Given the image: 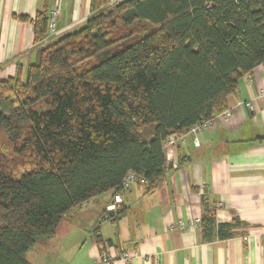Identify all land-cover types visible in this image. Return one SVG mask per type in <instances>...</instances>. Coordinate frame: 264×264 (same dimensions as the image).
<instances>
[{"label": "trees", "instance_id": "16d2710c", "mask_svg": "<svg viewBox=\"0 0 264 264\" xmlns=\"http://www.w3.org/2000/svg\"><path fill=\"white\" fill-rule=\"evenodd\" d=\"M91 10L40 46L26 75L0 79V264H32L27 252L74 208L128 191L129 171L155 192L171 168L165 141L227 111L264 63V0H92ZM49 16L16 17L41 43ZM203 206L205 240L235 237L238 218L217 222V207Z\"/></svg>", "mask_w": 264, "mask_h": 264}, {"label": "crops", "instance_id": "0c3cea01", "mask_svg": "<svg viewBox=\"0 0 264 264\" xmlns=\"http://www.w3.org/2000/svg\"><path fill=\"white\" fill-rule=\"evenodd\" d=\"M91 4L92 0H0V79L14 76L19 67L26 75L36 50L84 25L92 14ZM44 9L49 14L59 11L56 30L36 43L32 20L16 16L33 19ZM228 105L230 117L217 114L210 128L197 133L198 145L190 134L185 142L174 135L165 141L171 168L155 192L133 184L122 194L118 208L128 207L124 216L105 217L115 198L112 191L103 193L74 208L55 236L36 244L27 259L52 264L50 257L56 253L57 258L63 256L56 264L66 258L65 264H96L102 246H111L139 255L114 264H264V238L255 231L264 227V63L240 79ZM203 200L216 207L220 203L217 222L241 221L235 237L204 239L201 227L192 225L202 216ZM78 209L79 226L71 221ZM181 221L185 227L178 226ZM75 232L79 236L70 239ZM96 235L111 244H99ZM32 250L38 254L29 259Z\"/></svg>", "mask_w": 264, "mask_h": 264}, {"label": "built area", "instance_id": "2783aa9c", "mask_svg": "<svg viewBox=\"0 0 264 264\" xmlns=\"http://www.w3.org/2000/svg\"><path fill=\"white\" fill-rule=\"evenodd\" d=\"M121 1H123V0H111L112 3L121 2ZM58 15H59L58 10L52 11L50 13V16H49V32L51 34H53V32H55V30H56V22L58 19ZM246 105L250 108H253V106L250 102H247ZM223 114L225 115V117L227 119L231 115V113L228 110L225 111ZM212 125H213V119L201 121V122L195 124L193 127H191L190 130L186 134H184L182 136H177L176 140L177 141L179 140L180 142H185L186 136L188 134H190L193 136V141L195 142V144L198 145L199 142H198L197 133L200 131H203L205 129L210 128ZM137 178H138V176L136 175V173L129 171L125 177V180L123 183L124 186L126 188L132 186ZM122 201H123L122 195H116L115 196V202L108 207L109 211L117 209L118 204L121 203ZM219 206H220V203L217 205V207H219ZM200 223H201V217H197L194 219L192 225H194L196 227H200ZM178 226L185 227L186 223L181 221L178 223ZM255 231H256V234H259L261 237L264 238V227L255 228ZM255 231H254V233H255ZM244 239L247 240L248 236H244ZM137 257H139V255L136 252H129L126 250H121V251L117 252L111 246L110 247L108 246L107 248L103 247V251L100 253L98 258L96 259V264H114L117 260H123L126 262H131L133 259H135ZM148 260L149 259L147 257V261Z\"/></svg>", "mask_w": 264, "mask_h": 264}, {"label": "rangeland", "instance_id": "374dc122", "mask_svg": "<svg viewBox=\"0 0 264 264\" xmlns=\"http://www.w3.org/2000/svg\"><path fill=\"white\" fill-rule=\"evenodd\" d=\"M2 137H0V139H1ZM3 141V139L1 140V142ZM0 149H1V147H0ZM80 209V208H79ZM74 210V214H73V218H72V220L71 221H73L74 222V224L75 225H77V226H79L80 224H79V222H80V219H81V216H80V210ZM115 210V209H114ZM80 228H81V226H80ZM78 233H80V232H75L74 234H72V236H70L69 238L71 239V237H72V239L74 238V237H77V236H79V234ZM81 235L83 236V234H82V232H81ZM53 238V237H52ZM51 239V238H50ZM61 244V243H60ZM102 247H104V246H102ZM33 249V248H32ZM35 251H37L38 253H40V251L38 250V249H34ZM37 252H34L33 250H32V252H30L29 254H28V258L29 259H33V257H34V254L36 253V254H38ZM51 253H55V252H51ZM35 254V255H36ZM55 256L54 257H50V261H51V263L52 264H56V261H60V259L63 257H61V255L57 258V256H56V253L54 254ZM74 255V254H73ZM73 255H72V257H71V259L70 260H72L73 259ZM42 258H44L43 256H41ZM36 260H38V259H36ZM66 260H68V258H66V259H64V262H60V264H65V261ZM37 264H40L39 263V261H35Z\"/></svg>", "mask_w": 264, "mask_h": 264}, {"label": "water", "instance_id": "95a60500", "mask_svg": "<svg viewBox=\"0 0 264 264\" xmlns=\"http://www.w3.org/2000/svg\"><path fill=\"white\" fill-rule=\"evenodd\" d=\"M115 214H116L115 210L109 211V216L112 217L113 220H115Z\"/></svg>", "mask_w": 264, "mask_h": 264}]
</instances>
